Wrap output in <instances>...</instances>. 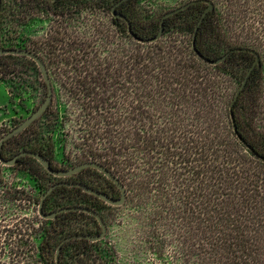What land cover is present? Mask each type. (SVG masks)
I'll return each instance as SVG.
<instances>
[{
    "label": "trees",
    "instance_id": "obj_1",
    "mask_svg": "<svg viewBox=\"0 0 264 264\" xmlns=\"http://www.w3.org/2000/svg\"><path fill=\"white\" fill-rule=\"evenodd\" d=\"M116 1L102 3L110 6L112 12ZM213 1L215 9L200 24L197 49L216 59L232 48L249 46L261 56V65L253 70L233 107L238 130L254 150L234 130L230 105L235 94L227 97L225 74L237 76L241 84L256 55L235 50L216 65L198 56L193 36L207 6L204 1L192 3L165 20L163 35L178 27L192 33L191 44L179 43L177 38L144 41L159 32L164 13L151 17L139 7L140 0H124L116 11L127 16L135 35L142 40L129 33L125 18L113 16L128 31L131 47L120 44L118 50L101 59L95 39L89 41L82 54L70 53L72 46L68 44L67 48L63 39H58L51 59L67 66L72 64V68L64 69L66 79L62 85L83 107L77 119L82 136L74 145L80 147L75 154L76 164L99 161L125 184L127 200L128 192L134 188L139 190L141 203L152 199L161 208L153 219H165V231L176 227L187 230L194 224L196 235L204 236L211 248H206L209 255L204 256L208 262L264 264V131L258 123L264 111V0ZM12 17L13 21L21 19L17 14ZM7 47L27 48L13 25L0 26V48ZM16 58L34 61L23 55H0V65L6 73L12 71V66L2 61ZM73 69L78 73L72 75ZM54 102L55 98L40 118L5 141L1 149L4 157L10 158L21 150H36L58 168L53 162L52 132L63 121ZM50 113V132L39 130L35 141L13 146L35 122ZM129 119L136 120L134 127L128 124ZM4 134L0 127V140ZM8 151L12 155L8 156ZM24 162L34 163V170L46 181L44 192L59 181H78L113 196L120 195L116 183L96 168L88 167L60 178L32 156H21L17 164ZM69 205L89 206L99 211L106 223L103 210L112 207L81 186L59 184L45 199L44 210L50 212ZM78 219L86 223L67 225ZM42 221L40 264H57L56 250L64 237L101 231L96 216L81 210ZM102 240L72 238L64 242L61 264H115L106 258L104 251L108 253L110 249L102 246Z\"/></svg>",
    "mask_w": 264,
    "mask_h": 264
},
{
    "label": "rangeland",
    "instance_id": "obj_2",
    "mask_svg": "<svg viewBox=\"0 0 264 264\" xmlns=\"http://www.w3.org/2000/svg\"><path fill=\"white\" fill-rule=\"evenodd\" d=\"M102 2L23 0L19 3V0H3L0 26L17 27L25 46L39 53L49 68L54 85V108L60 111L63 121L52 132L55 142L53 162L58 168L76 165L75 154L80 152V147L74 145L81 141L82 136L77 119L83 107L62 85L66 79L64 69L72 68V64L67 66L51 59L54 42L63 39L67 48H70L68 44L72 46L70 53L82 54L89 41L95 39L101 59L118 50L120 44L131 47L128 31L114 21L111 7L104 6ZM184 2L186 0H140L139 7L155 17ZM13 14L20 15L21 19L13 21ZM175 38L179 43L191 44L192 33L174 27L161 37L165 41ZM2 62L12 66V71L6 73L5 67L0 65V127L7 133L41 104L47 86L35 61L16 58ZM70 72L72 75L78 73L75 69ZM225 77L228 79L227 97L231 98L240 85V79L230 74H225ZM51 117L53 113L35 122L13 146L35 141L39 130L50 132ZM127 122L131 127L136 125V120ZM258 123L264 131V111ZM7 155H12V151ZM33 167V162L2 167L0 164V264H40L38 244L42 230L39 227L43 218L38 213V206L46 181ZM138 193L139 190L134 188L128 192L129 200L124 205H112L103 210L108 220V231L102 240V246L110 249L108 253L106 249L104 251L107 259L111 258L115 264H217L204 258L209 255L206 248L209 251L211 248L204 236L196 235L194 224L187 230L176 227L165 231L168 227L166 220L153 219L161 208L152 199L141 203ZM85 223L86 220L78 219L70 220L67 225Z\"/></svg>",
    "mask_w": 264,
    "mask_h": 264
},
{
    "label": "water",
    "instance_id": "obj_3",
    "mask_svg": "<svg viewBox=\"0 0 264 264\" xmlns=\"http://www.w3.org/2000/svg\"><path fill=\"white\" fill-rule=\"evenodd\" d=\"M124 0H117L115 2V4L113 5L112 8V15L114 17H123L127 20L128 22V30L129 33L132 34L135 38H137L138 40H142L140 38H138L133 29H132V23L131 21L127 18V16L121 12L116 11V7ZM198 1H204L207 3V6L205 7L201 17L199 18L196 28H195V32H194V36H193V47L195 48V51L197 52L198 56L203 58L204 60H206L208 63L210 64H219L220 62H223L228 55L235 50H239V51H250L252 53H254L256 55L255 60L253 61V63L250 65L242 83L240 84V86L238 87L230 108H231V118H232V122H233V127L234 130L237 134V136L240 138V140L251 150H254L253 147L245 140V138L242 136L241 132L238 130V126L236 123V118H235V114H234V104L237 101V99L239 98L242 90L244 89V87L246 86L253 70L257 67L261 65V56L259 54V52H257V50L255 48L249 47V46H240V47H236V48H232L231 50L227 51L225 54H223L222 56L216 58V59H210L206 56H204L196 47V36L200 27V24L203 22V20L205 19V16L208 14L209 11L214 10L215 9V2L213 0H189L175 8H172L168 11H166L162 18H161V27L159 32L148 39H145L144 41L146 42H155L157 40H159L164 33V28H165V20L167 17L174 15L178 12H180L181 10L186 9L190 4L198 2ZM2 5H3V0H0V14H1V10H2ZM3 54H16V55H23V56H27L29 58H32L36 64L38 65L41 74L43 76V79L45 81V84L47 86V94L44 98V100L41 102V104L31 113L29 114L22 122H20L17 126H15L14 128H12L11 130H9L7 133H5L3 135V137L0 140V164L1 167L3 165H9V166H13L16 165L18 163V160L21 156H25V155H29L32 156L34 158H36L40 164L51 174H53L54 176L60 177V178H66V177H70L73 176L76 173L81 172L83 169L88 168V167H92V168H96L97 170L103 172L108 178H110L111 180H113L117 187L120 190V195L119 196H113L111 194H108L107 192L100 190L94 186L88 185V184H84L82 182H78V181H59L56 182L54 184H52L47 190L46 192H44V194L41 196L40 202H39V206H38V213L42 218L45 219H53L55 217H57L58 214L63 213V212H67V211H71V210H81V211H85L88 212L94 216H96L100 226H101V231L98 233H91V232H82V233H75V234H70L66 237H64L61 242L58 244L57 250H56V262L57 264H61L60 261V253L62 250V246L63 243L72 239V238H87L89 240L92 241H99L102 240L103 238H105L107 231H108V225L103 217V215L89 207V206H84V205H69V206H63L60 208H57L55 210H52L50 212L45 211L44 210V203H45V199L48 197V195L50 193H52V191L59 185V184H67V185H77V186H81L85 191L92 193L96 196H99L100 198H102L103 200H105L108 204H111L113 206H121L124 205L126 200H127V188L125 186V184L120 180L119 176H117L112 170H110L107 166H105L103 163L96 161V160H88V161H84L81 162L79 164H76L74 166L71 167H67V168H55L52 165L51 160L43 153L36 151V150H30V149H26V150H21L18 153H16L15 155H13L10 158H6L2 155L1 149L5 143L6 140L10 139L11 137L21 133L23 130H25L28 126H30L35 120H37L38 118H40L45 111L49 108L50 104L52 103L53 99H54V85L50 76V72H49V68L48 65L45 61V59L37 52L28 49V48H18V47H7V48H0V55Z\"/></svg>",
    "mask_w": 264,
    "mask_h": 264
}]
</instances>
